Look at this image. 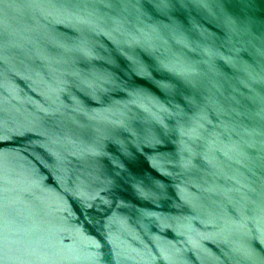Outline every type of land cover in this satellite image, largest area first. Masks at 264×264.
<instances>
[{
    "label": "water",
    "instance_id": "1",
    "mask_svg": "<svg viewBox=\"0 0 264 264\" xmlns=\"http://www.w3.org/2000/svg\"><path fill=\"white\" fill-rule=\"evenodd\" d=\"M0 264H264V0H0Z\"/></svg>",
    "mask_w": 264,
    "mask_h": 264
}]
</instances>
